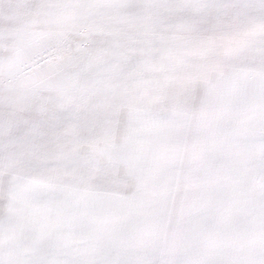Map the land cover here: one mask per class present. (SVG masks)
Returning a JSON list of instances; mask_svg holds the SVG:
<instances>
[{"label": "snow or ice", "instance_id": "obj_1", "mask_svg": "<svg viewBox=\"0 0 264 264\" xmlns=\"http://www.w3.org/2000/svg\"><path fill=\"white\" fill-rule=\"evenodd\" d=\"M0 264H264V0H0Z\"/></svg>", "mask_w": 264, "mask_h": 264}]
</instances>
